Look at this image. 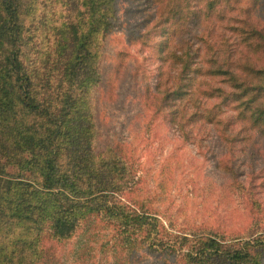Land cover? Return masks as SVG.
I'll return each mask as SVG.
<instances>
[{"label": "rangeland", "instance_id": "1", "mask_svg": "<svg viewBox=\"0 0 264 264\" xmlns=\"http://www.w3.org/2000/svg\"><path fill=\"white\" fill-rule=\"evenodd\" d=\"M236 2V12L225 10L222 21L217 11L211 13L202 34L192 16L179 29L165 14L167 22L154 28V35L133 41V32L146 33L159 19L146 0H22L15 53L31 77L33 100L49 116L18 110L0 124L1 207L6 215L21 217L0 223V264H123L133 255L138 257L131 264H193L186 256L206 239L236 247L264 237V141L250 128L248 111L238 118L239 110L220 103V94L211 101L209 118L199 120L201 107L195 104L203 99L206 80L214 93L229 89L225 77L207 79L215 58L228 60L241 79L252 82L246 72H238L239 63L264 67L261 52L241 44V9L246 12L252 0ZM195 5L190 2L191 13ZM254 12L246 16L264 26V10ZM93 21L97 30L88 36ZM83 36L90 37L92 57L69 78ZM4 45L10 49L9 40ZM162 68L160 97L178 80L182 93L191 95L181 103L190 119L183 129L169 122L166 110L156 115L152 98L146 101ZM259 101L264 105V95ZM214 115L219 123L210 126ZM52 146L65 164L76 163L77 176L84 175L85 203L108 195L100 189L119 193L137 213L146 210L165 223L176 238L160 239L173 243L175 254L148 252L142 238L112 249L116 222L102 214L78 223L71 238L54 237L57 191L47 193L40 186V163ZM223 159L240 183L233 184L218 168ZM256 253L245 264H264V252ZM195 259L199 263V255Z\"/></svg>", "mask_w": 264, "mask_h": 264}, {"label": "trees", "instance_id": "2", "mask_svg": "<svg viewBox=\"0 0 264 264\" xmlns=\"http://www.w3.org/2000/svg\"><path fill=\"white\" fill-rule=\"evenodd\" d=\"M146 1L149 5L156 8V14L159 15V19L155 21V25H152L151 29H148L146 33L134 34L133 32L131 34L133 41L140 40L143 36L144 38H149L150 35H154V28L159 27L164 20L167 22L168 17H163L165 14L174 20L173 26L179 29L183 27L185 22H188L189 17L192 16L197 22V30L202 34L205 31L204 25L208 21L211 13L214 12L215 14L217 11L216 16L222 21L224 11L230 10L229 13L236 12L234 11V7L237 4V0H182L179 5L173 4L175 0ZM21 2L22 0H0V124H3L8 118H14L18 110L27 114H43L49 116L48 111L33 100V83L31 77L22 71L19 56L15 53L18 36L17 30L20 27L19 12ZM190 2L196 4V10L193 13H191L189 9ZM222 6H224L223 12ZM263 10L264 0H252L251 6L246 12L244 9H241L244 15V19L241 21V44L245 43V47L247 48L248 46H252L255 51L261 52V56L264 57V26L254 23L250 17L246 16L251 14L252 11L258 13ZM96 30L97 26L93 21L91 23V29L88 31V36L93 35ZM105 31H107V29H105ZM172 35H175L177 38V31L172 33ZM88 38L90 39V37ZM88 38L83 36L78 40L72 62L73 66L69 69V78H74L91 60L92 56ZM252 39L254 41H252ZM4 40H9L10 49L5 47ZM174 58L183 59L182 57H176V55H174ZM186 59L188 62L189 58L187 57ZM163 63L165 62L163 61ZM182 64L183 70L187 68L186 62ZM231 64L232 63L228 60H226V63H223L219 61V58L214 59V70L208 72L207 79L209 80V75L225 77V82L228 83L229 89L214 93V91L209 88L210 86L206 80L205 87L208 88H205L200 94L203 96V99L195 101V104H199L198 106L201 107L202 115L199 116V120L205 117L209 118V115H211L210 108L214 107L211 101L218 98L221 101L220 103L227 102V107L232 105V111H234V108L238 109V118L244 116L248 111V118L251 120H248L251 124L250 128L252 127L251 129L255 131L259 140L264 141V105L259 101L261 100V96L264 95V67L257 69L248 61L239 63L240 65L237 67L238 72H246V74L255 81L252 82L241 79V77L235 73V70L232 69L233 65ZM74 68L79 69L78 73H76ZM160 70L155 88L153 89L154 93H148V95H146V101L150 102L152 98L157 105L156 115L161 116L163 114L162 110H166L165 115L170 116L169 122L173 126L176 125L179 129H183L190 119H187L189 116L186 112L187 109L183 107L181 103L188 102L189 99L184 98H189L191 95L182 93L184 86L181 84L182 82L178 80L174 87L164 88L163 96L160 97L159 89L162 87V78L165 75L163 68ZM217 93L220 94L219 96L222 97V99L215 96ZM191 102H193V100H191ZM195 104H192V108H195ZM215 119L216 115H214V123L213 120L209 122L210 126L219 123V121H215ZM61 125L62 121L59 119L58 130ZM227 138L230 137L226 136V139ZM57 139V137L52 139L53 146L56 144ZM230 140L233 141V143L235 142L232 138ZM242 141L246 142L245 139H242ZM53 146L51 151L47 153L40 163V186L47 193H51L52 191H57L58 193V191H61L58 195H56L57 193L53 194V201L55 202L53 206L57 209L53 211L52 216V233L54 237L58 239L71 238L78 229V223L83 222V220L89 217L102 214L111 222H116L110 241L112 244L109 243L112 249L115 250L118 244L126 248L129 245L135 244L138 238H142L146 243L145 246L148 252L159 250L160 254H165L167 252L175 254L174 251L176 250L173 243L168 244L165 239H160L166 236L176 238L173 232H169L166 229L165 223L159 220L155 214H150L146 210L142 209L140 212L138 208L141 214L137 213V211H135L136 209L132 207L133 204L127 201V199H124V197H121L119 193L108 191V189L105 188L100 189L98 193L108 195H105L103 198L102 195L99 194L95 198L97 202L93 204L85 203L84 198L87 192H85L86 180L84 175L77 176L73 171V167L76 163L72 162L65 164V161L60 156L59 152L54 150ZM217 163L218 168L227 174L233 184L239 182L235 177V172L233 173L230 166H227V160L223 159V161H217ZM89 164L90 163H88V165ZM88 165L85 168L86 172L90 171V166ZM114 168L116 169V166ZM88 174H90V172ZM91 174L94 176L96 175L94 171H92ZM88 176L90 177V175ZM79 181H81V184ZM101 198L103 200L98 202ZM108 198L111 200L109 201ZM120 198L123 199L120 200ZM1 200L2 197H0V223H5L6 220L9 221V219L21 218L14 213L6 215L1 207ZM68 203H70V205H68ZM212 238L202 242V246L194 251L193 254L187 255L186 259L191 258L193 264H206L211 261L220 264H245L250 262L253 256H257V251L264 252V237L255 241V243L244 242L243 244H238L236 247L221 243V241ZM198 255L199 263H197L195 259ZM137 257L138 256L133 255V257H129L126 260L127 263L123 264H131V261L133 259L136 260Z\"/></svg>", "mask_w": 264, "mask_h": 264}]
</instances>
